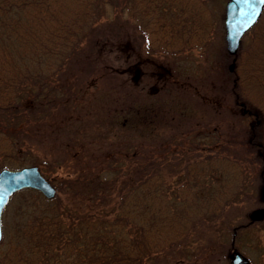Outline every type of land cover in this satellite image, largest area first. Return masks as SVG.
Segmentation results:
<instances>
[{
    "label": "trees",
    "instance_id": "16d2710c",
    "mask_svg": "<svg viewBox=\"0 0 264 264\" xmlns=\"http://www.w3.org/2000/svg\"><path fill=\"white\" fill-rule=\"evenodd\" d=\"M197 4L192 0H0V155L4 157L0 168L11 166L6 159L21 161L24 148L31 150L24 136L33 134L36 125L65 112L73 96L69 87L65 88V78L70 73L68 78H87V73H93L90 67L102 59L100 53L125 36L131 16L144 32L150 34L151 27L155 38L174 52L189 45H207L210 38L205 32L210 31L213 20L205 14L206 8ZM86 52L90 57L84 56ZM230 57L235 67L230 70L228 89L231 101L242 110L241 130L233 134L236 140L229 139L236 147L232 149L235 154L230 165H203L194 172L188 169L185 175L198 190H204L201 178L214 167L220 173L227 171V181L240 179L241 193L247 194L246 189L253 186L257 197L264 183V10L243 36L238 52ZM148 111L137 110L134 115L148 122L152 109ZM244 147L263 164L250 179L239 161ZM66 175L75 199L86 195L112 201L108 180L113 178H89L88 171L79 166L63 173ZM164 183L162 168L156 167L134 191H124L126 186L120 185L122 196L113 217L103 210L89 213L70 204L64 210L58 194L48 199L38 190L21 189L12 196L29 193L30 203L17 205L22 213L16 236H3L0 243L6 247L0 261L154 264L164 248L186 237L190 218L198 215L206 202L213 204L226 193L225 182H221L210 190L206 187L210 192L197 197L185 186L170 195L164 191ZM263 203L259 200L257 205ZM239 222L234 225L236 233L260 221L246 215Z\"/></svg>",
    "mask_w": 264,
    "mask_h": 264
},
{
    "label": "rangeland",
    "instance_id": "374dc122",
    "mask_svg": "<svg viewBox=\"0 0 264 264\" xmlns=\"http://www.w3.org/2000/svg\"><path fill=\"white\" fill-rule=\"evenodd\" d=\"M192 1L206 8L205 14L213 20L210 31L205 32L210 38L207 45H189L174 52L155 38L151 27L150 34L144 32L131 16L125 36L112 49L100 53L102 59L98 57L99 62L90 67L93 73H87V78H68L70 73L65 78V88L73 93L65 112L40 122L33 134L24 136L32 147L30 151L23 149L21 161L4 160L11 168L39 166L56 186L64 210L70 204L89 213L103 210L111 217L121 200L120 185L126 186L124 191H134L156 167L162 168L164 191L170 195L185 186L197 197L209 193L213 184L225 182L223 197L213 204L206 202L198 215L190 218L186 237L164 248L154 264H232L235 250L247 255L253 264H264V218L234 232L239 220L246 215L251 218L254 209L264 207L257 205L259 200L264 201V183L256 197L253 186L246 189L247 194L241 193L240 179L227 181V171L220 173L212 166L201 178L204 190H198L185 175L188 169L194 172L203 165H230L236 147L229 139L236 140L233 134L242 127V110L231 101L228 89L230 65L235 61L227 50V0ZM89 53L84 56L90 57ZM149 107L148 122L134 115L137 110L146 113ZM239 161L246 178L262 170L260 159L245 147ZM78 166L88 171L89 178H113L112 182L108 180L112 201L108 196L93 200L86 195L78 199L71 195L73 189L63 173ZM11 198L4 208L2 225L3 236L14 239L22 213L17 205L30 203V194ZM4 247L0 243V254Z\"/></svg>",
    "mask_w": 264,
    "mask_h": 264
},
{
    "label": "water",
    "instance_id": "95a60500",
    "mask_svg": "<svg viewBox=\"0 0 264 264\" xmlns=\"http://www.w3.org/2000/svg\"><path fill=\"white\" fill-rule=\"evenodd\" d=\"M264 10V0H228L225 10L227 50L235 55L240 47L243 35L258 21ZM235 62L230 65L234 70ZM23 188L40 191L52 199L57 194L56 186L46 177L39 166L29 165L20 168L4 167L0 170V240L3 237L2 214L10 197ZM253 220L264 218V207L251 212ZM232 264H252L250 259L239 250L231 255Z\"/></svg>",
    "mask_w": 264,
    "mask_h": 264
}]
</instances>
